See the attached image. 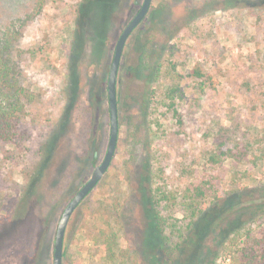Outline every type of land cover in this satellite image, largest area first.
<instances>
[{
	"label": "rangeland",
	"instance_id": "obj_1",
	"mask_svg": "<svg viewBox=\"0 0 264 264\" xmlns=\"http://www.w3.org/2000/svg\"><path fill=\"white\" fill-rule=\"evenodd\" d=\"M81 1L0 0V35L10 30L19 86L32 95L11 141H0V264H52L60 215L106 151L108 70L142 0H120L102 43L98 17L80 18ZM175 80L177 115L165 98ZM92 88L104 93L96 149ZM116 91V150L70 218L62 264H226L234 241L264 231V0H152L125 45ZM218 134L248 157L209 170ZM203 182L213 185L189 229L183 193ZM239 212L231 233L223 221ZM111 233L125 260L108 259Z\"/></svg>",
	"mask_w": 264,
	"mask_h": 264
},
{
	"label": "trees",
	"instance_id": "obj_2",
	"mask_svg": "<svg viewBox=\"0 0 264 264\" xmlns=\"http://www.w3.org/2000/svg\"><path fill=\"white\" fill-rule=\"evenodd\" d=\"M43 0H40V4ZM120 0H82L78 14L80 18L87 16H96L100 22V42L104 40L108 28L110 26L111 18L118 10ZM12 34L10 30L0 35V141L10 142L13 130L16 128L19 122V114L24 112L26 103L32 101V95L27 89L19 86L17 79L18 72L14 63V59L11 55V42ZM147 52V53H146ZM141 54L145 56V64L141 66V62L136 68L145 69L149 63V50L146 45L142 47ZM174 68V67H173ZM158 71L159 69L156 68ZM191 74L195 78H202L204 76L200 68H193ZM156 76V75H155ZM170 86L165 91V98L169 101L168 108L171 109L174 115H177L175 106V100L183 99V91L178 81ZM104 93L100 89L90 92V99L87 105V111L89 114L88 128L92 132L94 149H96L97 136H95L96 122L99 118L97 111L105 112L103 101ZM119 98L117 96V104ZM214 149L207 158V164L209 170L214 171L224 161L230 160L231 162L241 163L248 157V147L246 145H240L239 143H231L224 135L218 134L213 138ZM247 147V148H246ZM93 159H95L93 155ZM210 173V172H209ZM211 177V176H210ZM207 181V180H206ZM213 184L210 182H203L200 184L187 187L183 193V205L189 211V217L193 220L190 222V228L195 223V219L202 214L206 208L203 202L204 196ZM162 199L167 200L166 196H162ZM154 212V211H153ZM240 212L235 214L234 220H224L228 229L237 228L235 224ZM152 220L155 223L156 229L162 232V220L157 212L152 215ZM227 229V230H228ZM231 233H236V230H230ZM224 229L220 230L222 234ZM106 245V251L108 253V259L115 261L116 259L125 260V256L121 250L117 249V236L113 233L108 234L104 240ZM226 264H264V231L258 230L257 234L245 236L242 240L234 241L229 247V254L226 257ZM123 264V263H122Z\"/></svg>",
	"mask_w": 264,
	"mask_h": 264
},
{
	"label": "water",
	"instance_id": "obj_3",
	"mask_svg": "<svg viewBox=\"0 0 264 264\" xmlns=\"http://www.w3.org/2000/svg\"><path fill=\"white\" fill-rule=\"evenodd\" d=\"M152 0H142L138 11L127 22L122 31L120 32L114 46L113 55L107 75L106 95L108 105V118H109V135L106 146V151L101 162L93 167V170L82 186L75 192L72 198L64 207L60 218L58 220L55 236L53 240V253L52 264H62L63 242L66 228L70 218L76 208L88 196V194L96 187L101 181L110 163L113 159L118 138V104H117V74L120 67V62L125 45L131 36L132 32L142 23L146 18ZM96 158V153L94 154Z\"/></svg>",
	"mask_w": 264,
	"mask_h": 264
}]
</instances>
